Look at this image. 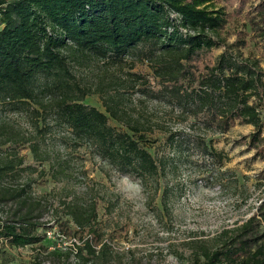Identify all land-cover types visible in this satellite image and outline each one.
Listing matches in <instances>:
<instances>
[{"label": "trees", "instance_id": "trees-1", "mask_svg": "<svg viewBox=\"0 0 264 264\" xmlns=\"http://www.w3.org/2000/svg\"><path fill=\"white\" fill-rule=\"evenodd\" d=\"M248 1L0 0V103L13 113L30 111L42 123L52 120L69 132L76 145L92 148L95 157L144 185L165 168L156 156L152 131L122 108L120 100L104 99L103 109L91 105L88 89L72 68L89 60L117 67L128 59L149 61L160 81V97L191 114L194 121L203 119L219 134L238 124L253 126L249 147L259 150L264 135V67L261 60L243 54L247 37L238 34L230 44L224 36L230 19L244 14ZM235 5L230 14L228 8ZM255 15L261 18L259 24L264 23V0ZM166 133L172 145L184 135ZM0 139L1 146L20 147L32 140L9 123L0 124ZM30 149L40 163L51 159L38 145L31 144ZM204 151L216 156L212 144ZM12 154L0 157V181L25 165L24 156ZM30 185L0 189V204L23 203L16 221L0 224V237L12 248L42 241L33 209L24 210ZM261 205L235 230L223 232L216 247L197 244L201 255L195 264H264ZM71 215L79 233L92 235L100 245L97 207ZM86 248L96 254L90 243ZM106 248L103 245L102 252Z\"/></svg>", "mask_w": 264, "mask_h": 264}, {"label": "rangeland", "instance_id": "rangeland-1", "mask_svg": "<svg viewBox=\"0 0 264 264\" xmlns=\"http://www.w3.org/2000/svg\"><path fill=\"white\" fill-rule=\"evenodd\" d=\"M261 1L249 0L245 13L230 19L224 36L230 44L238 34L247 37L243 54L261 60L264 67V23L255 15ZM236 7L228 8L229 13ZM221 52L216 50L213 57ZM129 60L119 67L78 62L72 71L88 89L91 105L103 109L104 99L120 100L122 108L146 124L165 168L143 185L95 157L92 148L76 145L52 120L42 123L30 111L13 113L0 103V124L9 123L32 139L25 147L0 145V157L19 152L25 159L24 166L0 181V189H26L31 182L24 210L33 209L42 238L39 245L12 248L0 237V264H195L201 255L197 244L216 247L223 232L235 230L264 204V135L257 150L249 147L255 133L251 125L238 124L227 134L209 130L203 119L194 121L160 97L152 62ZM169 130L184 133L176 145L167 141ZM31 144L49 152L51 159L37 161ZM211 144L215 157L204 151ZM22 205L1 203L0 224L16 221ZM94 206L95 228L102 237L98 246L95 237L79 233L71 215ZM103 245L107 248L102 252Z\"/></svg>", "mask_w": 264, "mask_h": 264}]
</instances>
